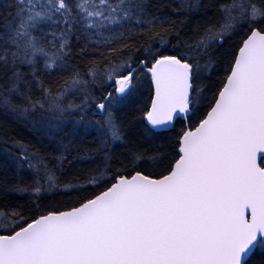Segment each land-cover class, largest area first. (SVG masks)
Returning <instances> with one entry per match:
<instances>
[{
    "label": "snow or ice",
    "instance_id": "snow-or-ice-1",
    "mask_svg": "<svg viewBox=\"0 0 264 264\" xmlns=\"http://www.w3.org/2000/svg\"><path fill=\"white\" fill-rule=\"evenodd\" d=\"M176 2L177 13L204 7L201 0ZM209 8L213 19L182 55L159 53L150 44L134 67L130 56L121 57L131 38L157 36L166 44L160 34L172 23L150 11L147 0H0V115L56 113L48 120L56 135L64 114L78 111V123L99 132L105 153L123 138L114 109L134 95L139 70L154 85L144 115L148 131L165 129L200 103L198 81L214 66L213 50L238 29L249 30L210 110L180 135L179 158L166 175L116 176L78 207L50 211L26 226L12 210L19 216L15 225L0 223V264H253L257 253L256 264H264V26H256L264 25V0H214ZM74 37L97 51L107 48V56L99 55L108 63L89 61L84 73L71 69L53 93L42 76L68 69ZM105 80L111 90L101 87L97 99L93 89ZM34 86L42 92L35 100ZM69 95L81 102H66ZM90 103L102 119H86ZM13 143L20 155L6 152L15 174L27 165L34 193L60 187L41 157ZM8 167L0 161V171ZM0 216L8 212L0 209Z\"/></svg>",
    "mask_w": 264,
    "mask_h": 264
},
{
    "label": "trees",
    "instance_id": "trees-1",
    "mask_svg": "<svg viewBox=\"0 0 264 264\" xmlns=\"http://www.w3.org/2000/svg\"><path fill=\"white\" fill-rule=\"evenodd\" d=\"M213 2L214 0H201L204 6L201 9L177 13L173 11L179 7L176 0H147L150 11L155 12L161 19L167 18L172 22L164 23L169 32L160 34L167 43L161 44L160 37L157 36L136 35L131 38V46L121 53V57L130 56L135 67L136 62L144 58V49L150 44L153 50L159 53L182 55L186 51V45L193 43L213 19V12L209 8ZM256 26L264 25L258 23ZM247 34H249L247 27L238 29L231 37L225 39L222 46L213 50L214 66L210 70L202 71L198 81L202 97L200 103L191 115L186 119L178 118L169 130L148 131L150 126L145 122L144 115L150 108L154 86L147 73L139 70L134 95L127 103L114 109L116 122L123 129V138L121 142L115 141L107 145V153L101 150L105 145L99 132L92 128L86 129L83 124L78 123L80 120L78 111L69 110L64 114L60 125L63 131H57L56 135L50 133L48 124V120L57 115L56 113L37 111L19 119L11 115H0V161L9 164L6 173L0 171V209L8 212V216H0V223L15 225V220L23 216L24 219L20 220L19 226H26L27 222L50 211L76 207L86 199H91L106 190L115 181L114 177L119 175L131 176L136 171L153 177L167 174L171 165L178 159L180 135L187 128H194L210 109L209 105L227 75L231 58ZM99 53L107 56L108 50L100 47L97 51L83 40L74 37L68 58V69L64 71L54 69L51 73L43 75L45 87L51 88L55 93L58 84L63 83L62 78L71 75V69L84 73L87 71L89 61H96L104 67L108 61ZM109 59L121 63V60L115 57L110 56ZM200 63L204 65L206 59H201ZM101 87L110 90L106 80L98 83L93 89L97 99L101 97ZM31 94L34 100L42 96L37 86L33 87ZM66 102L79 104L81 101L79 95H69ZM95 113V107L90 103L86 119H102ZM14 141L20 142L27 152L41 157L44 164L53 170L60 187L34 193L33 171L25 165L19 170L18 175L15 174V164L10 162L6 152L7 149H11L17 156L20 155L18 151L20 145L13 143ZM90 178H98L99 182L90 183ZM40 183L47 188L43 180ZM16 187L26 191H13ZM12 210L19 213V216H13ZM258 258L259 253L253 258V264H256Z\"/></svg>",
    "mask_w": 264,
    "mask_h": 264
},
{
    "label": "water",
    "instance_id": "water-1",
    "mask_svg": "<svg viewBox=\"0 0 264 264\" xmlns=\"http://www.w3.org/2000/svg\"><path fill=\"white\" fill-rule=\"evenodd\" d=\"M247 38V37H246ZM154 86V85H153ZM154 96V95H153ZM150 109V108H149ZM178 119V118H177ZM176 119V120H177ZM176 120L173 122V124H171V125H169L167 128H165V129H156V130H169L170 128H172V126L174 125V123L176 122ZM146 122V121H145ZM194 129V128H193ZM179 149V148H178ZM179 158V157H178ZM262 159H264V157H262ZM143 173V172H142ZM133 174H135V172L133 173ZM132 174V175H133ZM143 174H145V173H143ZM145 175H147V174H145ZM166 175V174H165ZM124 176H127V175H124ZM129 178H130V176H128ZM153 177V176H152ZM153 178H159V177H153ZM115 182V181H114ZM113 182V183H114ZM111 186V185H110ZM105 191V190H104ZM103 192V191H102ZM101 193V192H100ZM99 193V194H100ZM99 194H97V195H99ZM94 198V197H93ZM79 206V205H78ZM78 206H76V207H78ZM73 208V207H72ZM71 209V208H70ZM70 209H66V210H61V211H67V210H70ZM38 218V217H37Z\"/></svg>",
    "mask_w": 264,
    "mask_h": 264
},
{
    "label": "rangeland",
    "instance_id": "rangeland-1",
    "mask_svg": "<svg viewBox=\"0 0 264 264\" xmlns=\"http://www.w3.org/2000/svg\"><path fill=\"white\" fill-rule=\"evenodd\" d=\"M107 84H108V82H107ZM95 111H96V109H95ZM122 140V139H121ZM121 140H119V141H116V142H121ZM112 147V146H111Z\"/></svg>",
    "mask_w": 264,
    "mask_h": 264
},
{
    "label": "flooded vegetation",
    "instance_id": "flooded-vegetation-1",
    "mask_svg": "<svg viewBox=\"0 0 264 264\" xmlns=\"http://www.w3.org/2000/svg\"><path fill=\"white\" fill-rule=\"evenodd\" d=\"M114 87V86H113ZM111 90V89H110Z\"/></svg>",
    "mask_w": 264,
    "mask_h": 264
}]
</instances>
